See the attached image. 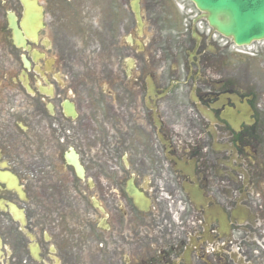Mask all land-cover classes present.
<instances>
[{
	"label": "flooded vegetation",
	"instance_id": "flooded-vegetation-1",
	"mask_svg": "<svg viewBox=\"0 0 264 264\" xmlns=\"http://www.w3.org/2000/svg\"><path fill=\"white\" fill-rule=\"evenodd\" d=\"M26 1L29 11L0 0V264H264V44L235 59L236 71L188 56L181 88L164 65L142 83L152 62L136 57L144 48L130 5L131 19L100 11L98 0ZM27 14L39 20L28 24ZM100 30L126 49L125 68L102 89L111 104L98 107L96 130L84 116L80 154L55 48L76 38L95 46ZM54 167L65 174L58 183L47 176Z\"/></svg>",
	"mask_w": 264,
	"mask_h": 264
},
{
	"label": "rangeland",
	"instance_id": "rangeland-1",
	"mask_svg": "<svg viewBox=\"0 0 264 264\" xmlns=\"http://www.w3.org/2000/svg\"><path fill=\"white\" fill-rule=\"evenodd\" d=\"M91 1V0H90ZM100 11H114L116 8H121V11L127 13V17L131 19L132 14L127 11L130 0H98ZM187 8H191L187 0H181ZM141 13L144 20L143 36L137 37V42L142 44L143 53H137L136 57L143 60L149 57L152 62L149 68H146L147 74L142 75V83L144 78H150L151 73H160L161 69L158 66L164 65L166 72L172 79L176 77L180 81L177 88H181L182 82L185 80V75L181 72L180 65L183 62L187 63L188 56L193 54V42L185 36L183 32V23L181 17L176 12L175 4L172 0H140ZM70 32H67V35ZM101 42H95V46L90 41L76 38V42L72 45H66L59 41L55 48L56 53V73L58 94L62 96V100H69L74 103L78 112V117L72 121V142L73 147L81 154L83 147L82 139V121L84 116H88L89 128L93 127L96 130L97 110L98 107H105L102 101L107 97L102 94V89L107 87L106 91L113 90L108 85L112 76H117L119 72L123 73L125 68V50L123 47L117 46L111 48L107 43L108 34L104 30H100ZM71 34V33H70ZM114 35L117 38V32ZM184 35V37H181ZM217 52L206 53L203 56L209 63L210 59L219 61L223 69L222 71H236L240 67V57L231 55L225 49H218ZM46 57L53 56L52 51H46ZM139 52V51H138ZM163 62V63H161ZM227 62L231 64L227 65ZM178 65V70L173 71V65ZM213 71V69L211 68ZM239 76V75H238ZM109 79V80H108ZM56 84V88H57ZM188 95V91H187ZM186 95V96H187ZM60 104V103H59ZM106 104H111L110 100L106 99ZM93 142H98L97 133L90 136V145ZM111 160V159H110ZM106 161V158H105ZM57 165L64 167L59 160ZM58 166V168H59ZM54 167L53 174L55 183L59 179H64L65 174H58L61 170ZM113 178V177H112ZM54 179H46L44 183L52 182ZM73 184H81L74 174L72 175ZM76 200L73 199V202ZM72 202V208L79 206ZM78 224V221L74 219ZM75 238V237H74ZM75 248L81 246L74 242Z\"/></svg>",
	"mask_w": 264,
	"mask_h": 264
},
{
	"label": "water",
	"instance_id": "water-1",
	"mask_svg": "<svg viewBox=\"0 0 264 264\" xmlns=\"http://www.w3.org/2000/svg\"><path fill=\"white\" fill-rule=\"evenodd\" d=\"M139 0L131 1V8L135 13L138 22V32L142 27L139 12ZM202 17L218 33L232 38L235 44H249L253 40L264 39V0H191ZM26 10L31 9V5L23 0ZM37 18L34 15L27 14L26 23L34 24ZM11 28L14 34V40L17 44L22 41L21 34L17 29L14 20L11 22ZM26 31V35H27ZM26 66L28 63L25 62ZM66 112L76 117L72 105L66 103ZM67 162L71 164L79 178H83V170L79 165L77 156L72 152L67 155ZM136 205L140 206L142 195L135 189H129Z\"/></svg>",
	"mask_w": 264,
	"mask_h": 264
}]
</instances>
